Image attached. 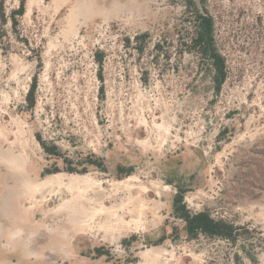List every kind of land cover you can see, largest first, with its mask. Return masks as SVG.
Masks as SVG:
<instances>
[{
    "label": "rangeland",
    "instance_id": "rangeland-1",
    "mask_svg": "<svg viewBox=\"0 0 264 264\" xmlns=\"http://www.w3.org/2000/svg\"><path fill=\"white\" fill-rule=\"evenodd\" d=\"M195 6L221 85L177 50ZM0 155L86 179L29 194L0 160V264H264V0H0ZM183 205L234 239L189 234Z\"/></svg>",
    "mask_w": 264,
    "mask_h": 264
},
{
    "label": "trees",
    "instance_id": "trees-1",
    "mask_svg": "<svg viewBox=\"0 0 264 264\" xmlns=\"http://www.w3.org/2000/svg\"><path fill=\"white\" fill-rule=\"evenodd\" d=\"M204 1V0H203ZM2 2V0H1ZM194 0H188V4L192 5ZM191 8V6H189ZM25 10L24 3H21L18 10L19 13H23ZM14 23L16 19L13 16ZM184 21L188 22V25L178 28V40L177 50L181 52L187 50L189 52H195L198 57L203 60H207L214 68L216 72L215 80L219 85L225 81L227 77V62L223 53L220 51L218 40L216 38V19L215 16L210 13L205 7H196L184 18ZM147 33L137 34L134 38L137 41V48L143 49V38ZM170 39L167 38V31L163 33L159 39L155 42L154 48L159 50L164 48V44L168 43ZM169 50H165V54ZM168 55V54H167ZM35 79V78H34ZM32 85L28 94V99L31 98L33 93ZM42 145L46 151L52 152V148L48 147L44 141ZM72 169V168H71ZM182 195L176 196V203L182 202ZM178 215L185 221L187 230L191 235L204 234L208 236H216L227 238L229 240L234 239L236 225L224 218L214 217L209 210H202L192 212L182 206V211H178Z\"/></svg>",
    "mask_w": 264,
    "mask_h": 264
},
{
    "label": "bare ground",
    "instance_id": "bare-ground-1",
    "mask_svg": "<svg viewBox=\"0 0 264 264\" xmlns=\"http://www.w3.org/2000/svg\"><path fill=\"white\" fill-rule=\"evenodd\" d=\"M0 160L2 162H4L10 169L14 170L17 174H19L21 176V182L24 185V187L26 188V190H27L26 192H28L29 194H33V193H35L37 191H40L45 186L52 185L54 183L66 184L69 187H72L74 184H77V183L80 184V182L86 181L84 175H71L69 177L67 183L63 182L62 178L58 177V176L49 177L47 180H44V181H41V182L34 181L31 178L26 177V173H25V170H24L23 163L21 161L17 160L15 157H13L11 155H4V156L0 155ZM73 200H74V198H73ZM58 212H60V211L58 210ZM131 212H133V211H131ZM17 233H20V232H17ZM17 233H15L13 236H15ZM44 236H47V235H42L39 238H37L38 244L45 242L44 241Z\"/></svg>",
    "mask_w": 264,
    "mask_h": 264
}]
</instances>
